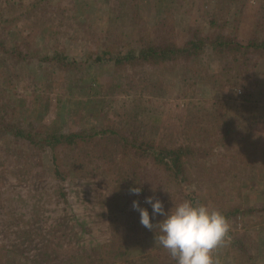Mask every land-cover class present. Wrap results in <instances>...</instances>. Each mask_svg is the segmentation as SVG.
Masks as SVG:
<instances>
[{"label": "rangeland", "instance_id": "rangeland-1", "mask_svg": "<svg viewBox=\"0 0 264 264\" xmlns=\"http://www.w3.org/2000/svg\"><path fill=\"white\" fill-rule=\"evenodd\" d=\"M220 32L262 38L264 0H0V120L40 136L109 130L59 146L57 170L51 148L0 126V264H176L132 204L151 213L152 196L167 211L197 190L212 209H255L228 219L218 264H264V53L208 47L157 66L97 60ZM122 135L199 153L175 177L148 154L125 152ZM58 183L69 204L60 193L33 197Z\"/></svg>", "mask_w": 264, "mask_h": 264}, {"label": "trees", "instance_id": "trees-1", "mask_svg": "<svg viewBox=\"0 0 264 264\" xmlns=\"http://www.w3.org/2000/svg\"><path fill=\"white\" fill-rule=\"evenodd\" d=\"M213 20H211L212 23ZM162 24H165L162 23ZM170 41V42H169ZM164 41V43L159 44H143L139 49H133L128 51L127 53H118L117 56H113L111 51H105L103 54L98 56V61H107L112 60L118 66L123 64H134L136 62H149L151 65H160L162 62L166 63L171 61L172 59H193L196 55L203 52L205 48L212 47L215 50L219 51L220 54H224V52L232 53L233 50L245 48L247 50H260V52L264 53V36L262 38L251 39L250 41L243 42L239 40H235L227 35H224L222 32L218 33L215 36H211L208 34H196L194 36H189L183 45L178 44V42L169 40ZM238 51V50H237ZM59 52H56L47 60L57 59L59 56ZM238 58L234 55V59ZM66 59V58H65ZM63 60V58H62ZM0 126H3V129L9 130L13 135L20 140H28L32 144H42L43 147H49L53 151L52 156V164L54 167H57L58 170V162L61 160L60 155L58 154L57 148L59 146L79 144L82 141H87L96 137L99 133H106L109 130H104L101 127L97 126L93 127L91 130L81 129L79 131H72L70 133L62 132L61 130H47L40 136L37 132H34L33 129H28L24 125H18L13 122H3L0 120ZM101 129V130H100ZM201 129V127H200ZM111 130V129H110ZM112 132H115L112 130ZM202 136H206L205 133L200 131ZM123 139V147L125 152L129 151L133 154L134 159H138V155L140 154H148L154 161H156L159 165H163L165 169H167L171 176H179L186 171V158L189 156H195L199 153L197 151V147H192L190 145L180 144L178 146H165L162 143H159L154 139H145L144 137H139L135 135V137H128L126 135H122ZM201 144L205 142H200ZM200 146V145H199ZM202 146V145H201ZM201 146L199 149H201ZM130 149V150H129ZM130 153V154H131ZM56 170V172H58ZM60 172V171H59ZM55 178L52 177V180L49 182L53 185L56 180L61 179V174H57ZM184 176V175H183ZM64 186V185H63ZM62 185L59 183L55 185V189L53 190L51 187H45L38 189L33 197H42L45 196L47 200L51 201V196L53 197L56 193H60L64 197L66 203H70L71 200L67 193H63L61 188ZM53 187V186H52ZM65 188V187H64ZM197 190V189H196ZM204 196L206 194L197 190V195H189L188 200H191L194 203H202ZM16 206V205H15ZM220 210L226 217L229 219L231 216H238L242 214L245 216L247 212L254 211L255 209H242L240 205L231 204V205H221L217 208ZM261 210V209H257ZM36 215V214H35ZM231 233H227L229 235ZM236 237V236H235ZM234 237V241L236 246H238L241 255L247 256V245L245 244L243 239H238ZM251 261V264H255L254 260L248 258ZM175 260H173L174 263Z\"/></svg>", "mask_w": 264, "mask_h": 264}, {"label": "clouds", "instance_id": "clouds-1", "mask_svg": "<svg viewBox=\"0 0 264 264\" xmlns=\"http://www.w3.org/2000/svg\"><path fill=\"white\" fill-rule=\"evenodd\" d=\"M130 192L139 195L142 188L134 187ZM145 202L151 205V213L139 201H133L132 207L139 212L143 227L159 228L160 234L155 233L156 243L168 250L176 264H218L212 253L222 244L230 228L220 210L191 200L175 204L167 211L163 202L152 196ZM158 215L164 218L154 224Z\"/></svg>", "mask_w": 264, "mask_h": 264}]
</instances>
